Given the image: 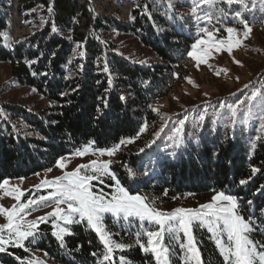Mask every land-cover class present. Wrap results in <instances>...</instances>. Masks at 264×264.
I'll return each instance as SVG.
<instances>
[{"label":"trees","instance_id":"16d2710c","mask_svg":"<svg viewBox=\"0 0 264 264\" xmlns=\"http://www.w3.org/2000/svg\"><path fill=\"white\" fill-rule=\"evenodd\" d=\"M191 5L192 0H0V63L9 67L10 88L35 90L45 101L39 110L0 101V182L44 171L85 145L99 150L132 139L121 145L110 165L129 193L140 194L153 208H171L180 196L236 195L241 214L254 222L248 235L259 248L264 242V194L256 190L264 187V112L258 102L245 119L241 111L250 95L242 92L205 111L178 113L162 132L155 128L160 118L153 107L171 97L175 84L195 64L187 53L199 30L208 28L224 38L229 27L244 29L243 20L249 26L260 24L264 0L204 6L197 23ZM206 12L212 14L211 23ZM124 36L132 39L133 49L116 41ZM75 42L83 46L77 49ZM251 85L264 94V67ZM235 105L240 108L233 123L229 108ZM145 123L147 130L139 133ZM254 167L261 172L240 185ZM103 180L109 195L115 182L107 176ZM108 223L114 241L131 245L116 250L112 264H120V256L126 264H156L136 239ZM67 227L72 234L62 243L50 223H41L24 248L7 246L0 252V264H30L31 251L42 252L50 264H96L104 251L97 234L84 222ZM195 234L202 264H224L209 233L196 227ZM185 255L172 249L169 264L188 263Z\"/></svg>","mask_w":264,"mask_h":264},{"label":"snow or ice","instance_id":"6c2138e0","mask_svg":"<svg viewBox=\"0 0 264 264\" xmlns=\"http://www.w3.org/2000/svg\"><path fill=\"white\" fill-rule=\"evenodd\" d=\"M243 0H192L191 13L199 20L201 17L198 12L204 6L215 7L217 3H225L232 5L233 3H242ZM246 8L247 5L245 4ZM53 9L48 8L51 12ZM223 9L220 12L223 13ZM237 17L241 16L240 12L236 13ZM205 19L211 23L212 14L205 13ZM245 32L244 37L247 38L251 32V28L246 20L242 21ZM57 27L52 25L51 31L57 32ZM202 31L207 35L208 40L198 39L192 46L191 51L187 53L192 60L196 61L197 67L200 64H207V58L211 50L217 53L227 51L229 54L233 51L234 46L240 44L238 38L234 39L232 34L236 31L234 28H227L229 34L226 39H214V32L208 28H203ZM72 39L71 36L68 37ZM77 49L83 46V42H75ZM202 45H207L201 48ZM55 56V52L52 53ZM77 55L83 57L84 51H78ZM37 60L31 61L32 64L37 63ZM239 63V61H234ZM33 75H36L34 72ZM43 75L47 76V73ZM219 75V72H217ZM35 91V90H34ZM75 91V89H74ZM66 95V93H61ZM261 112H264V94L254 92L249 101H257ZM245 102L242 101L241 104ZM104 107H108L105 102ZM240 105L230 106L229 110L231 116L229 119L235 123L238 109ZM156 111L157 109H153ZM251 113V107L248 109ZM204 119L203 116L200 117ZM264 121V115L261 116ZM181 121V127L183 126ZM264 130V123L260 125ZM147 130L145 123L140 129L139 133ZM163 131V128L160 129ZM177 134L181 129H176ZM159 136L160 132L154 133ZM258 139H260L258 137ZM132 139L121 140L111 148L99 149L100 155L114 156L121 148V145L133 143ZM179 141L176 146H179ZM89 151L88 147L83 150H77L74 155L83 157ZM143 151V149H141ZM70 162V161H69ZM111 161L98 162L92 160L86 164L77 165L72 171H63L62 175L48 180L44 179L41 184L35 185L37 189L49 187L52 190L47 195H40L38 198H29L26 202L20 203L21 197L25 192L18 186L8 187L10 184L9 179H4L0 182V189H5V194L13 196L17 201L11 208L0 206V215L6 217L7 223L0 225V252H6L8 245L14 247L24 248L22 243L30 237L34 238L41 223H52V227L56 229L53 235L57 237L62 243L65 236L71 235L68 227L61 226L57 221H62L64 225H74L86 222L87 226L93 229L99 236L102 242L104 251L101 253V259L96 264H112L114 252L119 250L123 252L125 249L131 247L126 243H119L111 238V235L106 232L103 224L104 214H112L113 216H123L125 219L129 217L139 218L141 221L154 222L158 225V229L147 230L143 235L147 236L146 243L141 242L140 239L135 240L144 253H151L154 255L157 264H169V249L164 247L161 243L163 240L164 232L167 231L170 235L174 234L177 229L184 233L187 239V244H181L180 247L186 249L189 254L190 260L194 259L196 264H202L201 254L195 247L194 237L192 235L193 223L199 221L201 225H207L210 232L217 234L216 245L221 249L224 264H264V242H259L260 247H257V242L249 237V233L254 231L253 221L251 218H245L240 212L239 198L233 194H226L224 191H217L212 197L211 202L199 206L198 209H185L176 208L172 213H163L151 207L146 202V198L140 195H132L129 191L121 185L120 180L116 177L114 172L110 170ZM65 158L60 157L56 161V167L63 170L66 168ZM52 171V169H48ZM260 168H252L249 176L239 180L240 185H246L257 173H260ZM38 175V174H36ZM107 176L110 180L114 181V192L106 195L103 189L98 191L94 190L93 181H98L101 185L104 184L103 177ZM17 179L23 180L24 177ZM257 193L264 194V187L258 188ZM248 205L253 204L252 200L247 201ZM54 204L55 207L51 212L43 216H39L33 220H27L26 216L30 215V210L33 207H40L42 205ZM65 206V207H62ZM167 226V227H166ZM6 233V235H5ZM222 234H226L227 242L221 238ZM141 235V234H137ZM174 238V237H173ZM93 257L97 256L96 252L91 253ZM19 259V258H17ZM120 264H126L125 257L120 256Z\"/></svg>","mask_w":264,"mask_h":264},{"label":"rangeland","instance_id":"374dc122","mask_svg":"<svg viewBox=\"0 0 264 264\" xmlns=\"http://www.w3.org/2000/svg\"><path fill=\"white\" fill-rule=\"evenodd\" d=\"M191 18L195 20L196 23L199 21L194 15H192V13ZM249 27L251 28V32L249 33V36L247 38L244 37L245 29H235L236 31L232 34V36L234 39L238 38L240 40V44L233 47V51L231 52V54H229L226 50L219 53H217L214 49L211 50L210 55L207 58V64H200L199 67H197V63L195 61V64L189 70V74L181 82L175 84L172 90V94L170 95L171 97L161 99L154 105L153 109H157L156 111L159 113L160 118V122L155 127L157 131H159L161 128H163L164 130L167 122H169L171 118L176 116L178 113L185 114L192 108L205 111L211 108L212 105L214 106L215 103L218 105L237 98L242 94V92L244 97H248V95H250L251 97L254 92H260L259 89L255 90L252 87L251 82L258 76H260V70L264 67V20H262L260 24ZM199 31L200 34L195 42L198 39H204L207 41V35L201 30ZM228 35L229 34L226 32V36L224 38H218L215 35L213 38L226 39ZM116 41H120L121 43L125 44L129 49H133L135 46L132 42V39H129L126 36L122 37L121 39H117ZM205 47H207V45L201 46V48ZM234 61H239V63H235ZM217 72H219V75H217ZM9 83V67L7 64L0 63V101H7L12 104H19L23 106L27 105L30 109L33 110H39L45 105V101L32 89H12L10 88ZM255 102L258 101H249V98L246 101L245 107L241 111L245 119L247 118V115L249 113V107H251V112L252 110H254ZM85 147H88L89 151L83 157L75 156V152L71 155L62 156L63 158H65V163L67 165L65 169L61 170L57 168L55 162L54 165L50 167L52 169V171L50 172L48 171V169L50 168H48L44 171H40L29 177H26L23 180L9 179L10 184L8 187L10 188L12 186H18L21 190H23L25 192V195L21 197L20 203H24L29 198H38L40 195H47V193L52 190L49 187L40 189L34 187L35 185L41 184L44 179L51 180L56 176L62 175L63 171H72L77 165L86 164L92 160H97L98 162L110 160L111 164L116 161L115 155L112 157H109L107 155H100L98 150L89 145L83 146L80 150H83ZM93 185L95 191L103 189L102 185L98 181H93ZM114 190L115 189L113 187L111 193H113ZM140 192L143 193L142 190ZM215 193L216 192H210L206 196L201 195L202 197L196 198L192 196H180L178 198V201L171 208L155 207V209L163 213H172L174 209L181 207L185 209H198L200 205L211 202V197ZM203 197H205L206 199ZM200 198L201 200H199ZM182 199H186V203H184V200ZM15 203H17V201H15L14 199V194L13 196H8L5 194V189H0V206L11 208ZM54 207V204H46L40 207H33L30 210L31 214L26 216V219H36L39 216H43L46 213L51 212ZM62 207L65 206L62 205ZM108 221L113 225L114 228H116L117 232H124L125 235L131 236L134 239H145V243L147 241V236L143 235V233L147 230L155 231L159 227L154 222L141 221L136 217H129L125 219L122 215L113 216L109 213L104 214L102 224L106 232L109 234L112 228H108ZM5 223H7L6 217L0 215V225ZM49 223L52 225L51 222ZM57 223L61 226L67 227V225H64L62 221H57ZM84 223L87 226L86 222ZM196 227L205 229L207 233H209L211 240L216 246L221 257L223 258L221 249L215 243L217 234L214 232H210L208 230V226L206 224L201 225L199 221H195L192 228L195 247L197 248V240L195 234ZM88 229L95 232L90 227H88ZM54 231H56V229L53 228L52 234ZM37 232H39V228ZM37 232L34 238L30 237L29 239L34 240L37 236ZM138 233L141 235H137ZM221 238H223L225 242H227L226 234H222ZM25 241H23L22 243L24 244ZM100 243L102 244L101 241ZM161 243L164 247H167L169 249V253L172 249H177L180 251L182 250L183 253L186 254L185 261H188L189 264H196V261L194 259L190 260L188 258L189 254L187 253L186 249L180 247L181 244H187V239L184 236V233L179 229H177V231L171 235L167 231H165ZM31 253L32 258L30 259V264H50V262L47 261L45 255L42 252L31 251ZM151 255L155 260L154 255ZM155 263L157 264L156 260Z\"/></svg>","mask_w":264,"mask_h":264}]
</instances>
